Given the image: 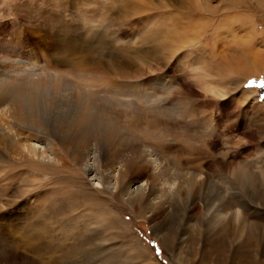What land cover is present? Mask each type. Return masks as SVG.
<instances>
[{
	"label": "bare ground",
	"instance_id": "obj_1",
	"mask_svg": "<svg viewBox=\"0 0 264 264\" xmlns=\"http://www.w3.org/2000/svg\"><path fill=\"white\" fill-rule=\"evenodd\" d=\"M44 1L56 7L58 14L67 11L63 0ZM161 1V8H167L168 5ZM83 3L88 7L87 11L81 8L88 26L84 24L87 35L80 37L64 26L62 40L52 36L59 51L55 55L56 66L48 59L42 64L35 56L27 61L7 58L2 62L12 66L5 69L0 66V168L2 173L6 172L4 179L15 181L26 175L23 181H27L32 175V180L35 177L49 180L50 185L48 194L39 196L48 211L39 219L36 216L39 205L38 209L20 206L10 216H5L7 207L3 210L0 205V246L2 244L1 248L7 253L11 251L7 258L15 264H20L22 259L14 251L11 237H7V229L24 231L32 241L48 239L54 250L62 252L64 264H88L96 255L92 250L97 248L94 241L100 229L94 227L89 235L83 230L99 220L117 224L116 205L128 207L137 219L154 221V232L162 235L157 236L160 242L174 252L182 233L188 232V228L183 229L187 224V203L211 197L207 186L208 170L203 163L207 160L202 158L206 143L204 134H196L192 122L182 125L181 121L179 124L177 120H163L164 123H160V117H172L174 107L165 106V99L158 105L155 101H147L149 105L141 106L143 101L134 93L142 89L143 82H129L124 76L126 71L117 69L113 72L115 77H111L112 73L102 62L96 61V68L92 67L94 51L104 50L116 40L109 43L102 38L94 40L95 32L90 27L92 15L99 16L104 27L108 14L129 17L132 14L129 11L136 9L137 12L139 6L131 0H84ZM164 18L167 17L159 21L162 29L159 27L152 37L158 38L169 31L171 23ZM69 32H72L70 37ZM126 51L123 49L122 53ZM172 89L169 88L170 93ZM183 113L191 119L192 107L187 105ZM220 156L226 158L225 153ZM249 180L243 178L242 169L237 168L231 182L223 180L219 187L224 189L225 184H232L237 188V185L248 184ZM2 192L0 190V196ZM218 200V211L240 206L237 198L231 203L223 202V198ZM161 214L162 222L156 223ZM76 216L83 220L74 224L73 229L68 228ZM47 224L62 225L61 237H54L47 231L41 233L35 228ZM202 226L192 241L205 249L207 260L215 264H249L251 258L246 250L252 249L258 256L261 246L258 227L250 228L240 216L231 214L218 218L214 215L207 225L202 222ZM72 236L76 237L75 242L64 246ZM91 245L93 249L86 247ZM135 246V258L150 259L148 264H154L138 243ZM31 249L41 253L49 247L36 243ZM78 255L84 256L86 261H73ZM36 260H22L21 264H42L41 260ZM109 260L112 261V257ZM257 261L251 264H263ZM182 263L195 264L190 259Z\"/></svg>",
	"mask_w": 264,
	"mask_h": 264
},
{
	"label": "rangeland",
	"instance_id": "obj_2",
	"mask_svg": "<svg viewBox=\"0 0 264 264\" xmlns=\"http://www.w3.org/2000/svg\"><path fill=\"white\" fill-rule=\"evenodd\" d=\"M131 1L139 6L137 12L136 9L130 10L129 14H132L129 17L119 13L108 14L104 27L99 16L92 15L90 27L95 32L94 40L102 38L109 43L116 39L104 50L94 51L95 63L92 67L96 68V61L102 62L106 70L112 73L111 77H115L113 72L117 69L126 71L124 76L129 82H143V90L134 93L138 100L143 101L140 102L143 103L141 106L149 105L147 101H155L158 105L165 99V106L174 107L172 117L161 115L160 123L177 120L185 125L192 122L194 132L204 134L206 143L202 158L203 161L207 160L203 163L208 170L207 186L211 190V197L209 200L194 199L187 203V224L183 229L188 228V232L182 233L174 252L160 242L157 236L162 235L154 232V221L137 219L128 207L116 205L115 210L119 213L115 218L117 224H106L99 220L88 230L83 228L86 235L94 227L100 229L94 241L97 248L94 245L86 246L94 248L92 251L96 253L87 263L148 264L150 257L154 264H185L182 261L187 259L195 264H215L205 258L203 247L193 244L192 237L199 235L202 222L207 225L212 216L225 218L234 214L240 216L250 228L258 227L261 236L259 257L255 256L253 249L246 250V254L251 258L249 264L257 260L264 264V89L259 87L264 81V0H178L177 3V0H162L168 5L167 8H161V0H153L152 3L148 0ZM83 2L63 0V7L67 11L58 14V9L44 0H0L1 68L12 66L2 62L4 59L27 61L30 56H35L42 64L45 59L51 60L50 63L56 66L55 57L59 51L53 44L52 36L62 40L64 26L80 37L87 35L81 10L88 7ZM63 7L61 5L60 8ZM164 16L169 21L172 19V22L168 21L171 23L169 31L166 30L167 34L162 33L158 38L152 37L159 27L162 29L159 21ZM70 35L72 32H69ZM123 49L127 51L122 53ZM250 81H255L256 85L246 87ZM187 105L193 109L192 120L183 113ZM186 117L188 120L184 121ZM195 144L199 148V144ZM220 153H225L226 158H222ZM237 168L242 169L243 178L250 179L248 184L237 185V188L225 184L224 189H220L219 184L222 185L223 180L231 182ZM4 175L6 172L2 173L1 167L0 190L3 192L0 205L2 209L7 207L5 216L13 215L20 206L26 209L36 206L35 209H38V205L37 219L48 214L46 204L40 202L39 196L48 194L49 180L38 177L32 180L31 175L32 178L23 181L26 176L23 175L12 181L4 179ZM15 189L22 192L18 193ZM219 198L226 203L237 198L240 206L218 211ZM73 219L68 228L73 229L74 224L83 220L80 216ZM155 221L162 222V214ZM121 222L127 226L124 227ZM35 228L41 233L47 231L54 237H61L64 231L60 224ZM5 232L7 237H11L18 257L25 262L37 259L42 264H64L62 252L54 250V245L48 239L32 241L24 231L7 229ZM75 240L76 237H69L64 246ZM36 243H42L49 249L41 253L33 251L31 247ZM136 243L148 253L147 261L135 258ZM1 247L2 244L0 264H15L7 258L11 251L7 253ZM156 247L160 249L159 255ZM83 257L78 255L73 261H86ZM109 257L113 260L110 261Z\"/></svg>",
	"mask_w": 264,
	"mask_h": 264
},
{
	"label": "snow or ice",
	"instance_id": "obj_3",
	"mask_svg": "<svg viewBox=\"0 0 264 264\" xmlns=\"http://www.w3.org/2000/svg\"><path fill=\"white\" fill-rule=\"evenodd\" d=\"M256 85V82L255 81H250L248 85H246V87H252V86H255ZM259 87L264 89V81H262L260 84H259ZM98 186V185H97ZM154 243V242H153ZM155 246V244H154ZM156 252H157V255L160 254V249L158 247H156Z\"/></svg>",
	"mask_w": 264,
	"mask_h": 264
}]
</instances>
